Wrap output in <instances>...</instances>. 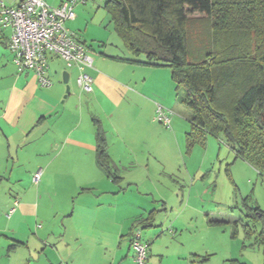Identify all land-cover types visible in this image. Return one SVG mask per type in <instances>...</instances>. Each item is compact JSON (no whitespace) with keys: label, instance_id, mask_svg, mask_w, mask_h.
<instances>
[{"label":"crops","instance_id":"obj_1","mask_svg":"<svg viewBox=\"0 0 264 264\" xmlns=\"http://www.w3.org/2000/svg\"><path fill=\"white\" fill-rule=\"evenodd\" d=\"M44 1L58 7L66 0ZM103 2L76 6L75 19L65 23L92 58L88 74L93 92L86 96H77L76 69L67 68L55 55L48 56V88L40 87L32 72H19L8 49L11 31L0 30V264H132L135 226L148 245L146 264L209 260L202 256L204 238L198 233L202 209L191 205L190 193L184 202L185 189L180 196L167 194L153 172L157 163L164 175L177 172L191 184L198 175L182 170L179 159L169 158V132L153 121L156 104L167 105L153 82L159 81L168 95L173 88L171 70L135 64L143 56H134L121 40L108 43H117L109 49L110 36L89 35V25L95 21L99 31L100 22L109 17ZM97 40L96 47L89 44ZM176 123L172 118L171 124ZM96 125L104 132L117 180L97 165ZM244 200L248 197L242 206ZM14 201L17 205L7 216ZM244 218L225 219L233 221L232 236L240 225L249 246L264 249L254 242L261 226L255 225L256 233L247 237Z\"/></svg>","mask_w":264,"mask_h":264},{"label":"trees","instance_id":"obj_2","mask_svg":"<svg viewBox=\"0 0 264 264\" xmlns=\"http://www.w3.org/2000/svg\"><path fill=\"white\" fill-rule=\"evenodd\" d=\"M104 8L126 49L143 56L133 63L171 70L177 99L190 110L186 152L211 136L264 179V0H107ZM193 15L213 20L212 48L188 59ZM95 136L97 165L117 180L99 125ZM247 201L245 234L261 226L254 242L264 247V212Z\"/></svg>","mask_w":264,"mask_h":264},{"label":"rangeland","instance_id":"obj_3","mask_svg":"<svg viewBox=\"0 0 264 264\" xmlns=\"http://www.w3.org/2000/svg\"><path fill=\"white\" fill-rule=\"evenodd\" d=\"M103 1L105 2V0ZM101 10V12H105L103 9ZM96 18L98 21L101 19L100 15H97ZM109 20L108 17L106 21L102 20L103 22H100V24H103L99 31L94 28V21L92 26H88L87 33L89 35L95 34L102 39L110 36L106 46L109 49H114L120 39L117 34L115 35ZM212 24L213 20L211 18L199 17L198 15L188 18L185 32L188 59L202 57L205 52L211 50ZM113 42L117 43H114L115 45L108 44ZM89 44L95 47L99 45L98 40L91 41ZM153 84L155 90H160L159 96L164 98L167 104L158 103V105L169 112L170 120L175 118L177 122L176 126L170 122V127L165 128L154 121V112L153 121L155 124L169 132L171 150L168 156L172 160L179 159V167L182 170L188 169L191 174H195L197 171L198 175L191 184V181L184 182V176L177 174V172H174L175 175L172 177L164 175V172L161 173L164 168L161 169L162 165L160 166L157 163L153 172L157 174L161 188L166 190L167 194H178L180 196L182 189H185L184 202L188 200L187 194L190 193L191 205L202 209V213L198 214V233H201L204 238L205 254L202 256L209 259L204 261L203 264H237L238 261L246 264H264V249L260 246L250 247L251 241L244 239L240 225L237 233L232 236L234 231L233 221L230 223L225 221L228 217L230 219H245L241 201L247 197L250 204L258 206L264 212V180L249 165L242 163L240 160H234L229 149L211 136L207 137L205 146L195 144L186 152L185 136L190 129V110L178 101V92L174 83H172L173 88L168 95L163 94L164 87L159 81H154ZM81 94L83 96L87 95L77 87V96ZM170 103L171 105H168ZM169 139L164 137L167 142ZM138 172H140V169L135 171V173ZM182 173L184 174V172ZM182 209L180 208V211ZM178 213L181 214L179 211ZM176 216L177 214L174 213V218ZM180 219L178 222L181 221ZM212 219H220V222L209 225L208 223ZM184 236L186 235L184 234Z\"/></svg>","mask_w":264,"mask_h":264},{"label":"built area","instance_id":"obj_4","mask_svg":"<svg viewBox=\"0 0 264 264\" xmlns=\"http://www.w3.org/2000/svg\"><path fill=\"white\" fill-rule=\"evenodd\" d=\"M89 0H66L58 7H50L44 0H0V30L11 31L8 49L13 55V64L19 72L34 74L40 87L48 88V56L59 57L67 68L77 71V85L85 94L93 92L92 58L83 44L76 40L75 33L65 23L75 19L74 9ZM154 121L165 128L170 127L169 112L156 104ZM40 172L32 181H39ZM9 210V216L14 211ZM141 229L135 226L131 233L130 248L133 252L132 264H146L148 245L142 241Z\"/></svg>","mask_w":264,"mask_h":264},{"label":"water","instance_id":"obj_5","mask_svg":"<svg viewBox=\"0 0 264 264\" xmlns=\"http://www.w3.org/2000/svg\"><path fill=\"white\" fill-rule=\"evenodd\" d=\"M63 83L67 84V78H66V74H63ZM66 92H68V87L66 88ZM151 215V214H150Z\"/></svg>","mask_w":264,"mask_h":264}]
</instances>
